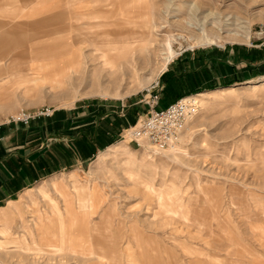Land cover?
Returning a JSON list of instances; mask_svg holds the SVG:
<instances>
[{
  "label": "rangeland",
  "instance_id": "obj_1",
  "mask_svg": "<svg viewBox=\"0 0 264 264\" xmlns=\"http://www.w3.org/2000/svg\"><path fill=\"white\" fill-rule=\"evenodd\" d=\"M0 1L11 5L0 12V30L11 31L0 64V206L43 186L59 216L32 190L25 221L39 208L57 244L59 231L83 229L95 247H122L100 264H169L168 251L175 264H264V0H143L109 20L71 22L70 38L59 32L60 0ZM102 40L117 48L113 67ZM153 94L157 107L196 99L172 147L131 136ZM22 112L27 124L13 120ZM76 185L95 187L88 209ZM82 216L89 225L79 228ZM21 234L30 242L13 226L17 242L0 245V264L96 260Z\"/></svg>",
  "mask_w": 264,
  "mask_h": 264
},
{
  "label": "crops",
  "instance_id": "obj_2",
  "mask_svg": "<svg viewBox=\"0 0 264 264\" xmlns=\"http://www.w3.org/2000/svg\"><path fill=\"white\" fill-rule=\"evenodd\" d=\"M83 1L84 0H60L59 32L62 33V36H68L70 38V34H71L70 29L71 27L76 26V24L73 25L71 24V22L76 23V21H78L79 19H95L96 15H99L100 17L104 16V18L107 17L109 20V18L111 17L112 11L126 13L128 10L132 11L134 7L144 4L143 0L142 1L141 0H120V3L116 4L115 6H112V4H108V5L104 4L103 6H98L93 3L86 4V3H83ZM139 1H141L142 3ZM7 2H9V0ZM10 6H11L10 4L8 3L6 4L5 2L0 1V12L4 11L5 7L7 8L6 10H8ZM3 17L4 18L5 17L14 18L15 14L9 13V14L3 15ZM3 22L5 23V20ZM7 24L8 23H5V25ZM0 25H1V19H0ZM2 30L3 29L0 30V64H1L2 52H6L8 50V45H7V42L9 40L8 35L11 32V31L9 32L8 30H3V31ZM92 31L93 30H90V32ZM10 40L11 42H13L16 40V38L13 41L11 38ZM65 42H66V39H65ZM63 49L64 47L62 48V50ZM172 102H174V100L167 101L165 105H163L162 107H165L166 105ZM162 107H159V108H162ZM52 186L58 192L60 188L61 194L63 195V200L68 205L71 199H70V195L67 189L64 188L62 185H59V183L57 182H52ZM74 187L76 189H79L81 193L83 192L84 194L89 195L87 196L88 198L84 197V200H82V208H84L85 210V208L87 207L88 209L89 207L88 205L90 204L91 195L92 194L94 195L93 191L95 190V187L87 186V189L83 185H78V186L76 185ZM92 188H93V191H92ZM32 190H36L37 192H40L42 194V197L47 199L48 203L51 206L49 208L52 210V212H56L57 215L59 216V207L56 204V201L45 192V189L43 186L35 187V189H27L26 191H24V193H21L19 195L18 201L17 200L13 201L11 199H8L7 201H5L6 205L0 206V234H3L5 235V237H7L5 240L0 241V245H2L3 243L5 244L9 243L11 241L17 242L15 241V239H9V237H11V228L13 226L14 227L16 226L17 228H21L22 230L24 229V232L26 234L28 233L30 242L25 239V234H21L22 238L20 241L23 244L33 245V246H36L37 248H43V247L51 248V250L59 249V251L61 249L66 248L83 257L95 256L96 260L94 261H98V264H100L99 263L100 260L98 259H101V258L107 259L106 255L108 254L107 253L108 251H114V250H117L118 248L122 249V247L116 244L115 241L111 242L112 244H110L109 248L103 247L102 245H99V247H95L96 245L95 246L93 245L92 237L90 239L89 237L90 235L84 234L83 232L85 230L83 229H79L80 231L77 232L76 235H72V233H69V232L61 233V231H59V244H57L56 242L58 240H56V237H55L56 233L53 230H51L49 227V223L51 222L50 216L44 215L43 213H41L39 208L35 209L34 215H33L34 218L31 220L28 219L32 226V230L26 228L25 223L29 222V221H25L27 220L26 219L27 217L25 215L26 213L25 207L27 208V204L24 205L22 204L21 201H23L25 198H32V194H31ZM0 193H1V189H0ZM90 206L92 207V204ZM65 208H66L65 210H68L66 206ZM28 216L31 217L30 214ZM61 220H62V217H61ZM46 222L48 224H46ZM76 223H78L79 228L85 227L86 226L85 224L89 225L88 220L84 216H82L81 218H78L76 220ZM262 232L264 233V231ZM125 248L128 249V246H125ZM168 252L172 254V256H174V262H171L169 264H175V262L177 261V258H175L174 252L173 253L170 251ZM86 261L83 260L82 264H96V263H93L94 261L92 262L89 261V259H87ZM253 261L254 260H252L249 263L254 264ZM103 264H106V263H103ZM178 264H187V263L180 261ZM190 264H204V263L202 261L194 259L190 261Z\"/></svg>",
  "mask_w": 264,
  "mask_h": 264
},
{
  "label": "built area",
  "instance_id": "obj_3",
  "mask_svg": "<svg viewBox=\"0 0 264 264\" xmlns=\"http://www.w3.org/2000/svg\"><path fill=\"white\" fill-rule=\"evenodd\" d=\"M158 100V94L151 96L152 107L140 120L138 126L132 130L131 136L138 143L149 142L160 147H171L179 139L187 122L196 113L197 102L194 97H188L159 108ZM32 117L22 112L13 120L27 124Z\"/></svg>",
  "mask_w": 264,
  "mask_h": 264
},
{
  "label": "bare ground",
  "instance_id": "obj_4",
  "mask_svg": "<svg viewBox=\"0 0 264 264\" xmlns=\"http://www.w3.org/2000/svg\"><path fill=\"white\" fill-rule=\"evenodd\" d=\"M117 35V34H116ZM105 36V35H104ZM100 37V36H99ZM107 37V36H106ZM102 38V37H101ZM99 39V38H98ZM112 41V40H111ZM111 41L110 40H102L101 41V46H100V50H101V52H102V57H103V61L106 63V64H108V65H110L111 67H113V63H114V60H115V58H114V56H117L115 53L114 54H112L111 53V50H114V51H116V46H113V45H109V43H111ZM114 41V40H113ZM116 41V40H115ZM118 41V40H117ZM116 41V42H117ZM122 43V42H121ZM112 44V43H111ZM129 44V43H128ZM129 46V45H128ZM166 47H167V50L169 51V53L171 54L172 53V46H171V41L170 40H167L166 41ZM119 49V48H118ZM113 51V52H114ZM108 54H110V55H108ZM166 58V57H165ZM179 140V139H178ZM178 142H176V143H174L172 146H174V145H176ZM171 146V147H172Z\"/></svg>",
  "mask_w": 264,
  "mask_h": 264
}]
</instances>
